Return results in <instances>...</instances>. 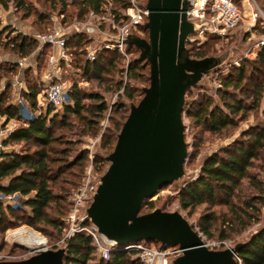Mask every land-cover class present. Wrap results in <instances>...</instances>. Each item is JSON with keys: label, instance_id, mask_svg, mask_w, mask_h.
<instances>
[{"label": "trees", "instance_id": "1", "mask_svg": "<svg viewBox=\"0 0 264 264\" xmlns=\"http://www.w3.org/2000/svg\"><path fill=\"white\" fill-rule=\"evenodd\" d=\"M44 2L48 4L49 12L56 11L57 15L62 16L61 22H65L69 16L79 19L90 11L104 10L103 6L110 2L116 4L115 8L111 7L110 14L116 21H121L125 18L124 11L129 5V0H44ZM9 3L14 4L16 10L23 11V16L32 13L31 6L26 0H0V8L6 9ZM69 7H75V12H69ZM37 17V20L42 22L50 15L40 13ZM6 30L8 27H3L0 36ZM142 31L146 34V31ZM261 33L264 34V28ZM217 39L218 36H209L202 45L196 47L197 45L193 44L190 49L191 56L196 58L208 56L212 53L214 41ZM89 42L86 34L74 32L67 37L65 49L73 48L76 55L75 65L85 76L94 75L98 84H104L107 82L106 77H103L104 73L119 71L117 66L122 55L116 50L104 49L96 53L94 60H89L85 57V46ZM0 44L5 48L9 47L18 58L28 57L37 47L35 39L20 33ZM49 48L47 45L43 46L44 50ZM126 51L128 53L129 49ZM143 62L135 59L128 62L125 75L128 80L143 79L145 69ZM250 63L252 70L249 74H246V65L243 63L233 68L228 76L219 79L216 89V94L219 95L218 103L204 95L202 101H193L189 104L185 110L186 116L193 120L195 126L211 134H219L227 128L238 127L239 121L247 119L249 112L258 110L264 93V47L258 49L255 61ZM16 68L15 63L0 65V78L4 74L14 72ZM243 85H248L246 88L249 90L248 103L227 91L229 88L242 91ZM121 88L122 81H117L113 86L107 87V90L118 91ZM66 91L68 101L61 108V118L57 113H53L52 106H48L37 115L29 111L32 117L24 119L20 114V105L6 103L3 93L0 94V115L5 117L6 122L14 120L18 123L1 140L3 150L0 153V196L16 195L25 198L21 202V208L20 205L12 207L0 199V235L17 224L27 225L44 234L47 233L44 226H50L56 229L57 237H60L63 231L65 220L62 217L70 209L71 202L66 201V198L71 193L60 185L58 176L64 170L80 165L86 153L78 152L69 159L76 143L65 139L61 134H54L53 129L55 125L60 129L73 127L72 123L65 120L67 116L72 115L87 126L86 129L84 127L81 129V133L97 134L96 126L107 109L104 97L99 92L84 91L75 83ZM135 91L133 86L126 84L119 96L133 101ZM38 94V89L33 85L23 90V96L31 110L37 105ZM84 100H90L93 104L88 107ZM123 107L121 101L112 105L114 113L120 112ZM118 118L119 120L110 118L112 128L101 135L103 140L101 147L109 149L113 147L115 134L126 117L121 115ZM19 142L31 143V146L23 147L19 151L4 149L12 143ZM54 144H62L63 147L55 149ZM194 158L195 154L191 156L190 161ZM262 159L264 122L251 125L230 144L203 158L197 178L180 190L179 198L183 210L193 211L196 206H206V211L198 218L197 227L200 235L212 239L213 230L217 229L219 223L221 227L217 239L223 241L259 222L258 212L264 207V180L252 174L250 170L254 167L255 161ZM103 161L102 158L95 156L92 163L100 170ZM55 188L58 192L54 191ZM25 207L28 210L24 209ZM142 207L152 210L154 204L145 200ZM217 207L220 208L216 209ZM50 212L63 216L52 217ZM64 244L67 249L64 264H142L125 252H112L108 260L99 259L96 262L95 246L90 236L84 232H76L65 238ZM3 245L2 242L1 248ZM238 259L240 264H264V221L247 244L240 249Z\"/></svg>", "mask_w": 264, "mask_h": 264}, {"label": "water", "instance_id": "2", "mask_svg": "<svg viewBox=\"0 0 264 264\" xmlns=\"http://www.w3.org/2000/svg\"><path fill=\"white\" fill-rule=\"evenodd\" d=\"M191 0H145L146 18L140 28L123 35L108 29L88 28V39L98 46L122 43L134 48V58L148 65V85L141 87L137 103L127 104L128 113L115 134V143L103 156L106 167L92 181V193L79 211L83 224L105 241L123 245L143 241L161 247L176 246L179 252L167 264H240L238 252L247 244L238 241L225 248H208L201 235L178 211L156 207L141 212L144 201L162 186L184 179L188 154L182 114L186 93L202 84L226 60V54L192 57L187 48L203 26L187 10ZM31 255L0 264H64L66 245L57 248L29 247Z\"/></svg>", "mask_w": 264, "mask_h": 264}, {"label": "rangeland", "instance_id": "3", "mask_svg": "<svg viewBox=\"0 0 264 264\" xmlns=\"http://www.w3.org/2000/svg\"><path fill=\"white\" fill-rule=\"evenodd\" d=\"M254 1L255 6L251 4V11L256 14L257 18L253 24L249 21V14L245 13L244 19L228 34L220 36L217 34L205 33L204 37H200L196 39L194 43L187 45L189 54L191 55L190 49L192 48L193 44L197 45L196 47H198L202 45L209 38V36H218V39L214 41L212 53L209 55L226 54V60L220 66V68L210 74L202 82V84L186 93V105L182 114L183 123L185 125V140L188 143V154L184 164V179L162 186L157 194L146 199L148 202H153V209L160 207L165 211L178 210L197 231L198 218L206 211V206H196L193 211L183 210L179 202L180 190L190 181L197 178L200 163L205 156L214 152H218L221 148L230 144L234 139L239 137L242 131L248 129L251 125L264 122V93L262 95L258 110L249 112L247 119L239 121L238 127L227 128L219 134H211L204 131L201 127L195 126L193 120L186 116L185 110L189 107L191 102L202 101L204 95L209 96L215 103H218L219 95L216 94V89L219 85V79L228 76L233 68H237L240 64L245 63L246 74H249L252 70L250 62L255 61L257 51L259 48H261L257 44L261 40L264 41V34L261 33V30L264 28V0ZM26 2L29 6H31L32 10V13L28 16H23V11L16 10L14 4L12 3H9L6 9L0 8V30L3 27H8V30H6V32L0 36L1 43L7 42L9 38L15 36L17 33L35 39V35L49 33L54 28H60L65 36L68 37L77 30L85 31L87 26L89 27V25L98 24L97 19H89L88 14L79 19L69 16L65 22H61L62 16L57 15L56 11L49 12L50 10L48 8V4L45 3L44 0H26ZM115 5L116 4H112L111 2L104 5V13H110L111 7L115 8ZM249 10L247 12H250ZM68 11L74 13L75 7H69ZM40 13L49 14L50 17H48L47 20L39 22L37 20V15ZM143 36L146 37V34ZM36 42L37 47L35 51L25 58H18V56L10 51L9 47L5 48L0 44V65L5 66L13 63L17 65V68L14 72L4 74L0 78V94L3 93L5 102L11 104L17 103L16 96L18 95L22 100V103L24 102L23 107L20 110L23 111L24 115H27L29 111H31L34 115H37L41 111H45L46 105H43L42 103L39 104L38 99L41 102V96L44 95L46 86L52 79L51 70L49 69L48 65V57L53 53V50L51 48L44 50L41 46V42L37 40ZM89 46L96 47V45L91 40L89 44L85 46V50ZM65 54V59L58 60L56 62V65L59 67V76L65 89L67 90L72 85V83H75L77 87L84 91L99 92L103 95L104 101L107 105V109L103 112V115L96 126L97 134L81 133V129L83 127L86 129L87 126L84 125L82 121H78V119L72 115L65 118L66 121H69L73 124V127H71L72 129L70 127L60 129L58 128V125H55L53 129L54 134H61L65 139L72 140L74 141L73 143H76L73 146L74 150L70 153L69 159L78 152L84 151L86 153V156L80 165L75 166L72 169H66L58 176L60 185L64 189H67L68 192L72 193L77 189V187H79H76V185L79 183V185H81L83 177L86 175L90 164V174L92 181L94 177L102 173L106 167L107 163L105 161H103V166H101L102 168L100 170H98L97 166L92 163L95 156L103 158V156L109 153L112 149L101 147L103 142L101 135L110 127L112 128V122L110 118L119 120L118 117L121 115L126 117L128 113L127 104L129 102L137 103L141 98V87L148 85V65L144 64L145 69L142 74V80H128V78L125 76L127 64L131 59H134L138 55V51L136 49L129 48L127 56L122 55V58L118 61L119 65L117 66V69H119V71L111 72L110 74L104 73L103 77H106L107 82L104 84H98V81L94 79V75L85 76L83 72L76 67L74 60L76 55L73 53L72 47L65 49ZM85 57L87 58V51ZM19 62H21V64ZM117 81H122V88L126 84L135 88L136 91L134 93L133 101L119 96L122 92V88L118 91L107 90V87L113 86ZM29 85L35 86L39 91V98H37V105L34 110H31L28 102L25 101L23 96V90ZM247 87L248 85H243L242 91L233 90L230 88L227 91L235 97L241 98L243 102L248 103L250 100L248 96L249 90H246ZM117 101H121L124 107L120 112L114 113L112 105ZM84 103L88 107L93 104V102L90 100H84ZM61 111L62 109H58L57 111L54 110L53 113H57L58 117L61 118ZM53 113L50 116H52ZM123 121L124 120H122V122ZM13 123L14 122L12 120L6 122L5 117L0 115V128L3 130L9 129L10 127L14 128L11 126ZM29 146H31V143L24 144L19 142L12 143L4 149L9 151L12 149L19 151L23 147L25 148ZM54 147L55 149H60L63 146L62 144H54ZM193 154H195V158L193 161H190V158ZM56 157H58V155H56ZM250 172L254 175H257L259 179L264 180V159L255 161L254 167L251 168ZM54 191L58 192V189L55 188ZM23 199L25 198L17 196V200L15 201L18 205H20V208L22 207L21 202ZM66 201H70V196L66 198ZM219 208L220 207H217L216 209ZM24 209L28 210L27 207ZM222 210H224V208H222ZM148 211L149 210L146 207L141 208L142 213ZM50 215L52 217L63 216H57L53 212H50ZM66 216L67 213L62 218L65 220ZM258 216L259 222L253 223L244 232L231 235L229 239L223 241L217 239L218 230L219 227H221L219 223H217V229L213 230L214 236L212 239H208L203 235H201V237L209 247L225 248L226 246L233 245L238 241L245 240L250 234L256 231L259 225L264 221V207L260 209ZM44 227L47 231L46 234L24 224H17L15 227L8 229L4 234L0 235V260H19L31 255L27 249L21 248L18 245L21 244L20 241L14 239L12 236L13 232L17 230L28 229L43 236L46 240L45 246L48 248H57L64 245L65 238L69 237L71 232L70 224L66 220L60 237L56 236V229H52L50 226ZM2 242L4 245L1 248ZM98 260L99 258L96 255L95 261L97 262Z\"/></svg>", "mask_w": 264, "mask_h": 264}, {"label": "built area", "instance_id": "4", "mask_svg": "<svg viewBox=\"0 0 264 264\" xmlns=\"http://www.w3.org/2000/svg\"><path fill=\"white\" fill-rule=\"evenodd\" d=\"M145 0H129V5L124 11L125 18L121 21H116L110 13L90 11L88 18L97 19L98 24L89 25L88 28L96 30L108 29L114 34L123 35L128 31H133L141 36L144 32L140 28V23L146 18V10L142 6ZM239 1V3H238ZM251 4L255 6L254 0H191L187 10L188 17L193 21H202L203 26L197 31L194 38L204 37L205 33L217 34L220 36L231 32L243 19L245 13L249 14V21L253 24L256 21V14L251 11ZM250 8V10H249ZM250 12H247V11ZM85 29V30H86ZM77 33L84 31L77 30ZM35 40L41 42V46H49L53 53L48 57V65L51 70L52 79L47 84L45 93L41 96L43 105L52 106L54 110L61 109L68 101L67 91L59 76V67L56 65L58 60L66 58L65 43L67 37L60 28H54L52 31L42 35H35ZM260 47H264V41L258 42ZM116 50L121 55L127 56L126 48L122 43H104L96 47L89 46L86 48L87 59L94 60L96 53L100 50ZM21 64V62H19ZM16 101L20 105V110L23 107L22 100L17 95ZM20 114L24 119H30L31 114L24 115L23 111ZM12 128L3 130L0 128V153L3 148L1 140ZM91 158V157H90ZM92 160V158H91ZM91 164L89 165L86 175L79 187L70 195V209L65 220L70 224V234L72 236L76 232H84L88 234L95 246L96 255L99 259L108 260L112 252H125L131 255V258L138 259L142 264H167V258L176 255L179 250L176 246L161 247L154 242H131L123 245H115L105 241L89 223L83 224L79 218L80 208L87 204L88 197L92 193V180L90 174ZM0 199L5 204L17 207L18 204L16 195L0 196ZM223 244V243H222ZM208 248V244L205 243ZM216 248V247H214Z\"/></svg>", "mask_w": 264, "mask_h": 264}, {"label": "bare ground", "instance_id": "5", "mask_svg": "<svg viewBox=\"0 0 264 264\" xmlns=\"http://www.w3.org/2000/svg\"><path fill=\"white\" fill-rule=\"evenodd\" d=\"M14 239L20 241L21 244L29 247H42L45 246L46 240L43 236L32 232L28 229H20L13 232Z\"/></svg>", "mask_w": 264, "mask_h": 264}, {"label": "crops", "instance_id": "6", "mask_svg": "<svg viewBox=\"0 0 264 264\" xmlns=\"http://www.w3.org/2000/svg\"><path fill=\"white\" fill-rule=\"evenodd\" d=\"M38 96H39V95H38ZM38 96H37V98H39ZM38 102H39V104H41L39 99H38ZM45 109H46V107H45ZM12 121H13L14 123H13V125H11V126L15 127V126L18 125V123H16V121H14V120H12ZM10 128H11V127H10Z\"/></svg>", "mask_w": 264, "mask_h": 264}]
</instances>
